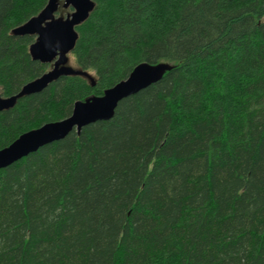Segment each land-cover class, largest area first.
I'll return each mask as SVG.
<instances>
[{
  "label": "trees",
  "instance_id": "obj_1",
  "mask_svg": "<svg viewBox=\"0 0 264 264\" xmlns=\"http://www.w3.org/2000/svg\"><path fill=\"white\" fill-rule=\"evenodd\" d=\"M0 0V94L51 65ZM64 75L0 112V149L140 63L170 66L108 120L0 168V264H264V0H95ZM72 10V8H70Z\"/></svg>",
  "mask_w": 264,
  "mask_h": 264
},
{
  "label": "water",
  "instance_id": "obj_2",
  "mask_svg": "<svg viewBox=\"0 0 264 264\" xmlns=\"http://www.w3.org/2000/svg\"><path fill=\"white\" fill-rule=\"evenodd\" d=\"M61 1L48 0L38 15L13 29L16 35H35L36 39L29 48L32 58L53 66L25 83L17 93L7 97L0 94V112L14 107L19 98L42 91L64 75H82L93 85L96 83L88 71L69 64V53L74 50L79 37L76 27L88 19L95 8V0H64L63 7H72L73 11L66 16H58ZM169 68L166 63L138 64L126 79L106 89L103 95L76 101L70 116L24 132L10 145L0 149V168L9 166L47 143L64 138L74 129L80 131L90 123L110 119L122 99L155 83Z\"/></svg>",
  "mask_w": 264,
  "mask_h": 264
},
{
  "label": "rangeland",
  "instance_id": "obj_3",
  "mask_svg": "<svg viewBox=\"0 0 264 264\" xmlns=\"http://www.w3.org/2000/svg\"><path fill=\"white\" fill-rule=\"evenodd\" d=\"M63 2H64V0L61 1L60 8H59V10H58V12H57V15H58V16H66L68 13H71V12L73 11V9L70 10V8H72V7L64 8V7H63ZM69 64L72 65L73 67L78 68V67L76 66L75 60H74V58H73L72 55H69ZM52 66H53V65L51 64V65L49 66L48 70H50V69L52 68ZM48 70H47V71H48Z\"/></svg>",
  "mask_w": 264,
  "mask_h": 264
},
{
  "label": "bare ground",
  "instance_id": "obj_4",
  "mask_svg": "<svg viewBox=\"0 0 264 264\" xmlns=\"http://www.w3.org/2000/svg\"><path fill=\"white\" fill-rule=\"evenodd\" d=\"M47 72V71H46ZM90 73V72H89ZM91 74V73H90ZM92 75V74H91ZM20 91V90H19ZM3 97H6V96H3Z\"/></svg>",
  "mask_w": 264,
  "mask_h": 264
}]
</instances>
